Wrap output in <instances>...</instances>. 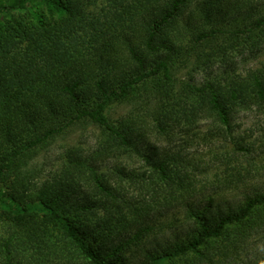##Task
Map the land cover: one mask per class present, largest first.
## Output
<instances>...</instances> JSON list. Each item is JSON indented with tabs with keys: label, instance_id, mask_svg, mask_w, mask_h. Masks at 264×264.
Returning <instances> with one entry per match:
<instances>
[{
	"label": "trees",
	"instance_id": "1",
	"mask_svg": "<svg viewBox=\"0 0 264 264\" xmlns=\"http://www.w3.org/2000/svg\"><path fill=\"white\" fill-rule=\"evenodd\" d=\"M100 3L95 19L88 11ZM260 51L264 0H0V264L237 259L264 235V190L232 198L243 177L207 195L186 176L164 202L131 206L123 182L136 175L122 167L110 178L78 150L52 179L31 165L73 128L93 126L107 156L137 153L156 187L173 188L186 167L140 150L145 115L158 132L204 119L230 129L240 112L264 109V62L200 85L180 75ZM126 104L113 122L110 110ZM165 209L167 220L152 215Z\"/></svg>",
	"mask_w": 264,
	"mask_h": 264
},
{
	"label": "rangeland",
	"instance_id": "2",
	"mask_svg": "<svg viewBox=\"0 0 264 264\" xmlns=\"http://www.w3.org/2000/svg\"><path fill=\"white\" fill-rule=\"evenodd\" d=\"M106 4H98L97 8H90L88 13L95 14V19H101V9ZM102 15L104 21L103 12ZM263 62L264 51L254 54L245 52L233 55L209 68L186 69L180 78L200 85L206 79L221 75L225 71L245 74ZM130 112L131 108L127 104L115 105L110 110V118L117 122L127 117ZM144 118L148 122L149 131L140 150L155 158L166 157L180 168L186 167L182 183L177 182L173 188L156 187L153 183V177L156 176L153 169L137 153L119 151L107 156L102 150L105 136L100 129L93 126L73 128L58 139L48 152L40 155L32 163L31 169L37 172L38 180L52 179L63 172L67 152L81 151L87 158L95 159L97 168L110 178L114 177L112 173L119 167L127 170L130 175H136V181L132 182L129 177L123 182V192L131 206H144L147 203L156 206L158 201L164 202L168 198V191H176L174 188L179 189V184L188 183L184 182L186 176L194 188L207 195L225 190V178L230 174L234 178L243 177L242 180L246 181L239 184L238 190L232 191V198L254 189L264 190V109L256 107L251 111L240 112L232 119L230 129L213 120L204 119L193 124L182 121L168 131L158 132L152 117L145 115ZM172 210L169 209V212ZM167 212L165 209L152 215L156 220H167ZM225 264H264V235L257 236L244 250H240L237 259H231Z\"/></svg>",
	"mask_w": 264,
	"mask_h": 264
}]
</instances>
